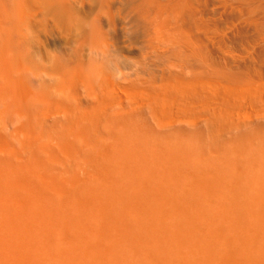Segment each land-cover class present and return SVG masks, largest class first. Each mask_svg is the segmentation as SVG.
Masks as SVG:
<instances>
[{
  "label": "rangeland",
  "instance_id": "obj_1",
  "mask_svg": "<svg viewBox=\"0 0 264 264\" xmlns=\"http://www.w3.org/2000/svg\"><path fill=\"white\" fill-rule=\"evenodd\" d=\"M54 2L0 0V190L81 180L114 205L264 223V0Z\"/></svg>",
  "mask_w": 264,
  "mask_h": 264
},
{
  "label": "bare ground",
  "instance_id": "obj_2",
  "mask_svg": "<svg viewBox=\"0 0 264 264\" xmlns=\"http://www.w3.org/2000/svg\"><path fill=\"white\" fill-rule=\"evenodd\" d=\"M49 1L55 5L54 0ZM100 177L97 179L103 178ZM78 179L75 178V180ZM54 181L57 183L56 180ZM68 182L70 181L68 180ZM81 182V180L74 182L75 188L72 189L67 188L65 182H58L59 189L55 190L56 194H52V192L50 195L55 198L60 194L62 199L58 197L61 201L55 200L61 206L59 208L62 210L59 212L55 207L57 203H53L54 198L52 203L55 205L47 202L52 197L43 190L45 187L43 189L26 188L28 193H23L22 189L20 192L0 190V264H115L114 257L116 258L117 248L122 249V252L125 249L132 256L144 253L146 257L143 259L147 260V264H188L187 262H190L189 264H251L252 259L257 260L259 264H264V246L258 244L259 238L264 234V223L258 221V223L247 226L238 221L232 223L228 221L230 223L227 226L209 225L207 211L203 208L200 210L203 211L201 216L203 218L200 220L187 213L188 210L195 209L191 207L193 204L190 203H186L184 206L176 204L177 206L174 205L175 207H168L165 210V207L159 208L161 205L158 208L156 204L153 207L152 204H149L150 206L143 205V200L140 201L143 198L140 197V202L137 199L140 205L134 203L136 207H132V203L136 199L135 195L132 198L129 196L131 199L135 198L133 200L127 198L128 201L131 200V203L129 201L127 205H114V200H118H116L118 194L115 193V199L112 198V194L117 190L114 192L112 190L113 193L109 195L110 197L108 193L113 189L112 187H109L110 191H107V188L106 191H101L99 188L92 191V188L82 192L79 190ZM197 182L194 187H203V183L201 185V182ZM52 184L54 185V183ZM139 185H142L143 188H141L145 190V184ZM106 196L108 197L106 198ZM123 197L125 198L124 195ZM13 200L14 202H12ZM109 205L111 207L114 205V207L111 208ZM29 212H32V215ZM23 214L31 216L24 215V218ZM178 217L180 220L185 219L184 223L178 221ZM23 218L24 220L30 219V223L38 222L35 223L38 227L33 229L32 225L34 224H29L28 220L23 222ZM32 219L33 221H31ZM258 219L260 220V217ZM3 220L6 221L2 222ZM136 224L137 227L134 226ZM30 227L33 230L37 228L36 232L29 231ZM139 227L142 230L139 231ZM151 227L153 229H148ZM22 228L23 230L27 228L29 234L24 231L26 233L24 236ZM19 229L24 235L20 233ZM55 230L60 239L56 240L55 233V236L53 235ZM137 233L142 236H136ZM238 233L242 234V239L235 241L234 235ZM39 236L44 238L38 240ZM120 251L119 253H121ZM119 253H117L118 256H120ZM201 254L202 256H199ZM132 256L129 258L134 260L136 257ZM117 259V263L124 262V258L120 259L121 261H119V257ZM137 259L139 258L137 257ZM144 260L139 259L138 261ZM123 262L122 264H125Z\"/></svg>",
  "mask_w": 264,
  "mask_h": 264
}]
</instances>
